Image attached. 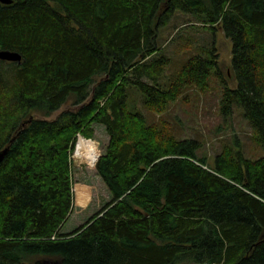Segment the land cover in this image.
<instances>
[{"label": "trees", "instance_id": "16d2710c", "mask_svg": "<svg viewBox=\"0 0 264 264\" xmlns=\"http://www.w3.org/2000/svg\"><path fill=\"white\" fill-rule=\"evenodd\" d=\"M13 1L0 3V49L22 56L0 61V264H264V157L226 147L209 167L198 141H178L170 124L149 125L127 105L133 85L162 114L215 73L221 114L241 106L264 148V0ZM177 12L231 39L236 89L215 54L163 83L168 60L151 58ZM71 99L73 109L47 119ZM98 125L105 152L88 141L79 158L97 163L111 201L63 234L74 193L78 207L90 202L74 187L73 155Z\"/></svg>", "mask_w": 264, "mask_h": 264}, {"label": "rangeland", "instance_id": "374dc122", "mask_svg": "<svg viewBox=\"0 0 264 264\" xmlns=\"http://www.w3.org/2000/svg\"><path fill=\"white\" fill-rule=\"evenodd\" d=\"M200 22H202L200 18L195 15L177 12L167 26L161 27L158 36L160 51L151 58V61L168 60L167 64H164L162 79L167 85L191 58L203 56L211 60L215 54L228 86L236 89L237 80L232 71L231 39L226 37L220 26L213 28L211 24L204 25ZM221 95L222 84L213 73L210 87L206 91L201 92L196 87L187 88L183 97L162 114L149 112L146 108V96L133 85L127 88V105L131 113L143 114L149 125L157 124L161 127L163 123L170 124L178 141L188 139L198 141L202 146L197 156L205 159L209 167L214 166L215 157L226 147L243 153L251 161L264 157V148L254 139L253 130L245 119L243 108L234 106L230 117L221 114ZM74 103L71 99L67 105L47 119L55 120L62 112L73 109ZM84 141L96 142L101 156L108 146L109 137L105 127L98 125L95 126L94 137ZM78 145L73 155L74 187L81 185L88 188L90 202L85 209L78 207L75 205L74 193V209L62 229L63 234L77 230L111 201L106 185L97 174V163L92 166L84 158H79L87 157L89 153L83 155Z\"/></svg>", "mask_w": 264, "mask_h": 264}, {"label": "water", "instance_id": "95a60500", "mask_svg": "<svg viewBox=\"0 0 264 264\" xmlns=\"http://www.w3.org/2000/svg\"><path fill=\"white\" fill-rule=\"evenodd\" d=\"M14 1L13 0H0V3L3 5H11ZM0 61L8 62V63H21L22 56L13 51L9 50H1L0 49ZM8 152V148L0 153V163L4 159V156Z\"/></svg>", "mask_w": 264, "mask_h": 264}, {"label": "bare ground", "instance_id": "6f19581e", "mask_svg": "<svg viewBox=\"0 0 264 264\" xmlns=\"http://www.w3.org/2000/svg\"><path fill=\"white\" fill-rule=\"evenodd\" d=\"M79 149L81 150L82 154L85 155L86 153H90V146H89V142L84 141L83 139H80L79 141Z\"/></svg>", "mask_w": 264, "mask_h": 264}, {"label": "built area", "instance_id": "2783aa9c", "mask_svg": "<svg viewBox=\"0 0 264 264\" xmlns=\"http://www.w3.org/2000/svg\"><path fill=\"white\" fill-rule=\"evenodd\" d=\"M78 138L81 139L82 137L79 135ZM78 142H79V141H78ZM77 145H78V144H77Z\"/></svg>", "mask_w": 264, "mask_h": 264}]
</instances>
